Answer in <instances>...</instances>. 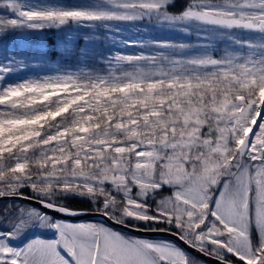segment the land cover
Returning <instances> with one entry per match:
<instances>
[{"label": "snow or ice", "instance_id": "6c2138e0", "mask_svg": "<svg viewBox=\"0 0 264 264\" xmlns=\"http://www.w3.org/2000/svg\"><path fill=\"white\" fill-rule=\"evenodd\" d=\"M173 4L0 0V199L40 205L3 208L0 264H202L166 239L50 214L89 211L218 264H264V0ZM45 30L85 46L74 70L26 76L8 39ZM105 41L99 67L82 64ZM41 230L55 238L29 239Z\"/></svg>", "mask_w": 264, "mask_h": 264}, {"label": "trees", "instance_id": "16d2710c", "mask_svg": "<svg viewBox=\"0 0 264 264\" xmlns=\"http://www.w3.org/2000/svg\"><path fill=\"white\" fill-rule=\"evenodd\" d=\"M187 0H174V4L170 6L169 11L178 13L186 5ZM5 13L0 9V16H4ZM19 35V34H17ZM29 39L30 44H16L11 36L8 39L7 47L10 51L20 52L25 55L29 61L30 67L24 69L22 74L26 76H33L37 73L43 74V70L54 69L57 66H65L69 69L74 70L77 65V53L85 46V41L81 39H74L70 44L69 48L71 51H65L62 40L64 39V33L56 30H45L41 33H30ZM73 37L82 36L83 33H72ZM103 39V37H101ZM107 42L104 43H93L89 44L88 47V59L85 61L83 57H80L82 64L86 63L89 68H98L96 57L107 50ZM41 53H43L41 55ZM25 195H32L29 189L22 190ZM171 195V189L165 188L156 199L159 200L163 197ZM14 203L18 206H27L23 203L16 201H2L0 202V215H2L3 208L9 204ZM70 207L80 209H90V205L87 201L80 199H73L70 202ZM2 225V224H0Z\"/></svg>", "mask_w": 264, "mask_h": 264}, {"label": "water", "instance_id": "95a60500", "mask_svg": "<svg viewBox=\"0 0 264 264\" xmlns=\"http://www.w3.org/2000/svg\"><path fill=\"white\" fill-rule=\"evenodd\" d=\"M1 201H18L21 203H24L26 205H31L32 207H36V208H40L39 204H35L32 203L30 201H25V200H20V199H15V198H3L0 199ZM44 210V209H41ZM46 211V210H45ZM51 215H53L54 218L56 219H63V220H67L69 222H82V221H86V220H92V221H101L104 222L105 224H107L108 226L117 229L119 231L125 232L129 235L138 237V238H144V239H167L169 241L174 242L177 246L181 247L185 252H187L189 255H191L192 257L199 259L200 261L204 262L205 264H218V261H216L213 258H209L206 256H203L202 254L196 252L195 250L189 248L187 245H185L182 241H180L179 239H177L176 237L167 235V234H155V233H143V232H137L134 231L131 228H124L123 226L120 225H116L111 221L106 220L105 218L101 217L100 215L89 211L88 215H83V216H77V217H66V216H62L61 214L58 213H50Z\"/></svg>", "mask_w": 264, "mask_h": 264}, {"label": "rangeland", "instance_id": "374dc122", "mask_svg": "<svg viewBox=\"0 0 264 264\" xmlns=\"http://www.w3.org/2000/svg\"><path fill=\"white\" fill-rule=\"evenodd\" d=\"M137 30H135V29H133L132 30V33H135ZM131 33H129V32H125L124 33V35L125 36H129ZM152 35H156V33H153ZM159 35H161V36H165L166 34H163V33H161V34H159ZM135 49H131V48H129V49H125V51H134ZM167 188V187H166ZM91 223H104V222H101V221H99V222H91ZM105 224V223H104ZM4 225L2 224V225H0V227H3ZM106 226H108V225H106ZM110 227V226H109ZM112 228V227H111ZM114 229V228H113ZM115 230V229H114ZM116 231H118V230H116ZM119 232H121V231H119ZM121 233H123V234H125V235H127V236H131V237H135V236H132V235H128V234H126L125 232H121ZM40 238V239H45V240H50V239H54L55 238V233L54 232H52V231H50V230H41V231H39V232H37V233H35L34 235H32V236H29V239H31V238ZM138 238V237H137ZM144 239V238H143ZM152 240V239H151ZM153 240H160V239H153ZM16 246H21V242H16ZM196 259V258H195ZM198 261H200L199 259H197ZM200 262H202V261H200ZM202 264H205L204 262H202Z\"/></svg>", "mask_w": 264, "mask_h": 264}]
</instances>
